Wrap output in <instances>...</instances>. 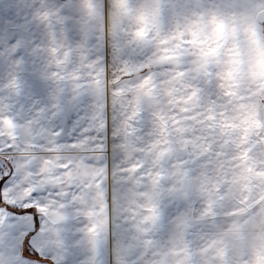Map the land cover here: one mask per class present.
Here are the masks:
<instances>
[{
    "label": "snow or ice",
    "instance_id": "obj_1",
    "mask_svg": "<svg viewBox=\"0 0 264 264\" xmlns=\"http://www.w3.org/2000/svg\"><path fill=\"white\" fill-rule=\"evenodd\" d=\"M19 9L0 26V264H118L130 177L206 162L221 106L264 58V0Z\"/></svg>",
    "mask_w": 264,
    "mask_h": 264
},
{
    "label": "rangeland",
    "instance_id": "obj_2",
    "mask_svg": "<svg viewBox=\"0 0 264 264\" xmlns=\"http://www.w3.org/2000/svg\"><path fill=\"white\" fill-rule=\"evenodd\" d=\"M239 102L238 95L231 94L229 102L221 106L224 115L216 125L217 133L200 149V157L206 162L195 167L188 166L185 161L179 164L187 167V205L193 214V223H198V238L192 243L178 244L177 237L170 235L168 237L172 238L163 239L161 243L155 241L145 250L142 246L148 244L133 243L135 251L132 253L138 251L139 256L140 250L142 261L146 259L152 264H264V246L257 244L260 241L264 244V237H261L264 233H260L254 222L256 208L264 203V164H259L254 147L240 148L239 139L244 134L240 129L245 117L238 114ZM260 107L264 108V100ZM246 119L251 124L247 127L250 130L247 139L254 140L253 127L264 122V110ZM174 172L180 175L179 170L166 167L155 180L147 179L143 183V187L150 189L152 201L155 195L160 197L170 188L167 184L173 182L170 178ZM125 246L119 248L122 258L127 255ZM123 261L120 264H124Z\"/></svg>",
    "mask_w": 264,
    "mask_h": 264
},
{
    "label": "crops",
    "instance_id": "obj_3",
    "mask_svg": "<svg viewBox=\"0 0 264 264\" xmlns=\"http://www.w3.org/2000/svg\"><path fill=\"white\" fill-rule=\"evenodd\" d=\"M19 4L20 0H0V26H3L4 21L10 16L20 13ZM17 18L22 20V13ZM222 31L223 30L218 27L216 35L219 36ZM258 80L261 82V87H264V58L253 65L249 73L246 74L245 78L239 83V85L233 86L232 94L238 95V100L240 101L238 114L242 118L245 117V119L242 120L240 129V132L243 131L242 133H244L240 136L241 139H239L240 148H246L248 146L251 148L254 147L255 157L259 158V164H264V147L256 148L253 143L247 145L248 142H252L253 140L247 139L250 135V130L247 129V127L251 126V124L247 123L246 117L249 115L257 116L264 110V108L262 109L260 107V102L264 100V93L257 88ZM222 109H224V107H222ZM253 130L256 134L264 133L263 120L258 122V124L256 123ZM245 153L247 154V151ZM182 162L184 161L175 157L171 159V169L174 171L179 170L180 175H176V172H174L175 176L173 175V177L170 178V180L173 179V182L171 184H167L170 188L160 197L159 195H155L153 197V201L150 189L143 187V183L139 180H135V178L130 177L132 183V189L128 196L130 235L127 242L124 243L126 244L125 248L123 247L127 251L125 258L119 256L118 249V264H120V261L122 262V260H124V264H152L150 262L147 263L146 259H143V261L140 259L142 257V252L139 249V256H137L138 251L137 254L132 253L133 250L135 251L132 247L133 243L148 244V246H142L145 250L146 248H150L149 245H152L155 241L161 243L163 239V241H165L168 238H172L168 237L170 235H175L177 237L176 242H178V244H182L185 241H190V243H192L193 239L196 240L198 238V223H193V214L187 205L188 185L186 183L187 177L185 175L187 167L181 166ZM167 192L169 193L168 195L166 194ZM169 205L170 208L168 215H175V218L169 222L161 223L158 219V209L162 206L168 207ZM254 222L256 223L258 230H260V233L263 234L264 203L256 208ZM261 237H264V235ZM260 243L264 246L261 241L257 244ZM256 247L258 246L256 245Z\"/></svg>",
    "mask_w": 264,
    "mask_h": 264
}]
</instances>
